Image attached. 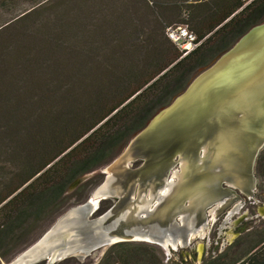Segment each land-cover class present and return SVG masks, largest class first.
Segmentation results:
<instances>
[{
    "label": "trees",
    "instance_id": "trees-1",
    "mask_svg": "<svg viewBox=\"0 0 264 264\" xmlns=\"http://www.w3.org/2000/svg\"><path fill=\"white\" fill-rule=\"evenodd\" d=\"M262 21L264 0H0V264L81 203L95 177L67 193L74 180L108 164ZM172 24L196 36L185 56L166 34ZM256 172L264 183V146ZM106 258L165 264L144 244ZM200 264H264V227Z\"/></svg>",
    "mask_w": 264,
    "mask_h": 264
},
{
    "label": "water",
    "instance_id": "water-1",
    "mask_svg": "<svg viewBox=\"0 0 264 264\" xmlns=\"http://www.w3.org/2000/svg\"><path fill=\"white\" fill-rule=\"evenodd\" d=\"M263 146L264 21L159 109L106 164L92 196L66 209L10 264H54L120 240H154L148 234L162 224L151 219L167 223L178 213L204 211L224 195L223 182L254 185L253 165ZM92 174L74 180L67 193ZM148 194L159 202L154 210ZM109 196L118 198L116 204L93 217Z\"/></svg>",
    "mask_w": 264,
    "mask_h": 264
},
{
    "label": "flooded vegetation",
    "instance_id": "flooded-vegetation-1",
    "mask_svg": "<svg viewBox=\"0 0 264 264\" xmlns=\"http://www.w3.org/2000/svg\"><path fill=\"white\" fill-rule=\"evenodd\" d=\"M256 159L253 165V175L255 177L254 185L243 183L242 185L236 186L230 182H223L221 187L224 189V195L217 201L206 206L204 211L198 210L195 212H185L183 214L178 213L175 215L173 222L168 221L167 223H164V220L162 222L160 218L151 219L153 222L159 221L160 224H162L160 229H155L148 234V236L154 240H120L108 246H101L94 250V252L103 248L105 249L104 254H107L110 249L120 245L144 244L156 248L162 255H169L179 249H184L183 247L185 246L189 247L194 238L200 237L210 224L213 226L218 221H221V224H219L220 228L226 224H232L234 227L233 238L229 239L227 246L224 247L225 251L234 248V246L238 247L239 243L246 235L260 229L259 226H251L250 222H248L250 217L253 218V214H256L258 217L260 216L258 203L261 202V198L264 197V193L261 191L262 182L258 178L256 172ZM140 163L141 160H137L132 163V167L138 166ZM104 178L105 173L103 172V178L100 182H102ZM117 200L118 198L114 196L101 199L92 216L97 217L103 214L114 206ZM147 201L151 203L150 210H154L159 203L154 196H150L149 194ZM186 204L189 205L188 203ZM142 217L147 216L143 214ZM183 219L186 221L183 222ZM252 221L254 222L255 220ZM198 247H200V245ZM217 255L219 254L205 257L201 259L199 263H202L205 259L214 258ZM46 262L47 259H43L35 264H46Z\"/></svg>",
    "mask_w": 264,
    "mask_h": 264
},
{
    "label": "rangeland",
    "instance_id": "rangeland-1",
    "mask_svg": "<svg viewBox=\"0 0 264 264\" xmlns=\"http://www.w3.org/2000/svg\"><path fill=\"white\" fill-rule=\"evenodd\" d=\"M105 166L106 165L100 167L96 171H93L92 175H90L88 178H86L84 181H82L80 183V184H82V183L86 182L87 180L95 177V180L93 182H91L83 190V193H82L83 194L82 195L83 200L81 203H83L87 199H89L92 196L95 189L97 188V186L101 183L100 181L103 178V170H104ZM261 191H262V193H264V183H262ZM81 203H79V204H81ZM258 205H259L258 209L260 212V216L258 217L256 214H253V218L250 217V220L248 222H250L251 226L252 225H254L256 227L259 226V228L262 229L264 227V197L261 198V202H259ZM73 206H75V205H73ZM70 207H72V206H70ZM252 220H255V221L253 222ZM219 224H221V221H218L213 226H212V224H210L209 227L206 229V231L200 237L194 238L191 241L189 247L185 246V247H183L184 249H179L178 251H175L174 253H170L169 255L168 254L162 255V259H163L164 263L165 264H171L174 262H178V263L182 262L183 264H200L199 262H201V259H203L205 257H209V256L214 255V254L224 253L225 252L224 247L227 246L229 239L233 238L234 227L232 226V224L231 225L226 224L225 226H222L220 228ZM246 237H247V235H246ZM199 245H200V247H198ZM104 252H105V249L102 248V249L97 250L95 252L94 251L91 252L90 254L86 255L84 258L76 257V263L75 264H102L103 261L107 259L106 254H104ZM20 253H18V254H20ZM103 254H104V256H103ZM12 260H10L9 262H3V264H10V262ZM33 264H35V263H33Z\"/></svg>",
    "mask_w": 264,
    "mask_h": 264
},
{
    "label": "built area",
    "instance_id": "built-area-1",
    "mask_svg": "<svg viewBox=\"0 0 264 264\" xmlns=\"http://www.w3.org/2000/svg\"><path fill=\"white\" fill-rule=\"evenodd\" d=\"M253 0H242L243 6L248 5ZM166 34L170 40L180 49L182 56L193 50L198 42L195 34L184 24H172L166 28Z\"/></svg>",
    "mask_w": 264,
    "mask_h": 264
}]
</instances>
